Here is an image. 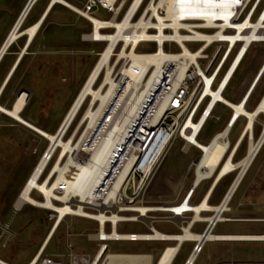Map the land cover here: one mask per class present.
<instances>
[{"label":"built area","instance_id":"built-area-1","mask_svg":"<svg viewBox=\"0 0 264 264\" xmlns=\"http://www.w3.org/2000/svg\"><path fill=\"white\" fill-rule=\"evenodd\" d=\"M76 1L77 4L74 5L77 8L71 6L69 8L89 23V31L82 34V39L103 43L100 50L91 49V52L97 56V62L109 44V39L91 37L94 27L92 17H96L93 13L99 9L109 12V17L106 19L96 17L101 22L99 27L101 33L115 31V26L108 22L111 20L123 21L129 13V23L122 30L127 35L115 40L111 55L107 59V63L113 66L110 74L119 84L117 92L120 93L127 82L123 81L120 76L123 69H130L133 74L139 73L141 69L139 65L132 63L131 58L120 55L122 50L127 53L130 50L137 53H153L160 56L162 60L158 65H148L147 69L143 71L141 83L145 84L150 80L149 90L147 89V93L142 98L141 108L120 130L116 126L121 122L123 114L118 110L116 99H109L104 103H99V100L96 99L91 104V95L85 96L61 137L64 138L85 102L87 104L82 114L91 104L93 112H96L92 125L88 124L89 118H87L77 126L81 114L76 126L66 139L72 135L71 140H75L74 144L83 139L86 150L78 151L79 155L75 156V160H88L96 136L100 132L101 135H104L109 131L113 141L109 143L105 153L103 173L97 177L95 184L83 201H80L79 194L67 201L52 197L55 204L61 207L68 205L69 209L60 215L57 209L43 208L46 210L43 218L51 221L49 231L42 247L25 264H172L183 242L187 240H192L193 245L182 264H193L195 258L202 251L204 242L209 238L204 237L200 240L187 236L178 237L184 235L185 228L190 230L192 224L197 220L193 219L189 222L188 219L191 216L187 212H191L193 216L194 211L186 208V204H192L190 198L195 186L201 180L213 179L223 157L209 176L202 177L195 182L196 169L204 155V150L200 145L191 141L190 136L198 140L209 119H221L217 113L218 106L228 108L229 116L221 130L215 132L205 143L209 144L226 130V154L240 134L239 132L233 143H230L228 135L232 126L240 117L244 119V125L246 116L242 113L235 115L234 108L221 97H224V93L232 83L236 84V92L241 93L242 88L239 86V82L249 67L264 56V0H194L195 6H190L189 2L192 0L187 2L174 0L171 8L164 6V0ZM56 3L61 4L60 2L53 4ZM175 32L180 37L175 35ZM251 33L254 34V37L250 36ZM133 36L136 37V40H133ZM142 42L153 43L154 49L138 51V46ZM186 43H199V45L196 47L187 46ZM212 46L213 49L209 52L208 50ZM251 49H256L259 57H251L246 63ZM244 62L246 64L243 66ZM105 69L106 66H103L98 73L93 82L94 87L98 88L103 81ZM96 84L97 86H95ZM106 86L108 87V83ZM233 99L230 101L238 102V95L235 94ZM252 99V96L246 99V103L243 104L246 109H252L256 104L251 106ZM260 114L263 115V113L258 115ZM90 131L93 132L92 136H89L90 133L88 134ZM252 133L254 137V130ZM245 136L248 138L249 134H244L243 138ZM175 141H180L182 151H187L190 147L197 150L198 156L196 159L190 158L187 168L188 171L192 167L194 168V177L187 189L184 190L190 171L178 184L176 183L174 190L172 189L174 191L173 198L158 199L157 195L151 192L154 187L153 173L160 163L162 155ZM240 144L231 159L234 160ZM47 148L48 146L42 154L47 157V162L38 177L39 181L49 175L61 151V147L56 145L51 153L47 154ZM57 150L59 151L56 158L50 168L48 167L50 170L46 174V166L53 159ZM69 155L68 151L61 164L67 160ZM231 172H227L222 177ZM56 174L53 175L54 178ZM54 192L57 195L62 194L60 189H55ZM38 193L41 195L40 192ZM143 212L150 217L148 222L141 217ZM67 216H79L95 222V230L84 233L86 240L96 244L92 256L86 252L73 250L69 242L66 245V252L50 253L46 251L47 243L65 222ZM216 220L218 219L208 220L201 233L202 236L206 231L212 232ZM128 222L138 223L146 231L119 232L117 230L118 225ZM155 222L170 223L178 231H160L154 227ZM5 227V224L1 227L0 246H4L2 236ZM67 228L68 224H66ZM111 240L152 241L165 242V244L160 247L158 255L154 259L152 252L112 251L108 245V241ZM165 255L166 258L163 259ZM122 256H126V259H121ZM0 264L13 263L0 258Z\"/></svg>","mask_w":264,"mask_h":264},{"label":"rangeland","instance_id":"rangeland-1","mask_svg":"<svg viewBox=\"0 0 264 264\" xmlns=\"http://www.w3.org/2000/svg\"><path fill=\"white\" fill-rule=\"evenodd\" d=\"M26 1L27 0H0V45L12 27V24L16 22L19 17ZM67 1L72 4H77L76 0ZM46 2L47 0H38L33 6L32 13L38 14ZM93 14L98 18L106 19L109 17V12L103 9H99ZM26 23L27 20L25 19L20 28H24ZM87 31H89V23L84 20V18L68 6L56 4L52 9L49 18L44 21L37 37L35 38V46H38L39 42H42L41 44L44 43L43 45L46 47H40L42 49L41 53L27 55L24 58L23 66L27 69L24 75L25 78L23 79V86L28 88L31 92V94L27 96L30 102L27 111L30 114L32 113L36 114L38 117H43L44 122H52V125L50 126L51 131L55 128L67 106L70 104L65 115L67 114L75 95L97 60V56L95 53L91 52V49L97 51L103 46V43L83 40L82 34ZM46 32L50 33L52 36L43 38L42 35L46 34ZM22 39L23 37L19 38L17 43L20 44ZM186 45L196 47L199 43H186ZM153 49V43L142 42L139 44L137 50L151 51ZM212 49L213 46L208 51L210 52ZM251 57H259L256 49H251L249 51L245 62L247 63ZM7 59L8 57L1 64L0 73L6 65ZM245 62L243 63V66L246 64ZM97 84L95 86H97ZM263 92L264 56L258 60V65L251 74L250 82L246 90H243L241 93L236 92V84L232 83L224 93V97L228 100H234L233 98L236 94L243 97V99L238 97L241 102H246V99H248L249 96H252L253 99L251 101V106L253 107ZM86 104L87 103L85 102V105L82 106L78 116L71 124L69 133L67 132L63 139H66L76 126ZM217 113L220 115L221 119H209L206 122L198 139L200 142L206 144L205 142L215 132L221 130L230 111L226 107L218 106ZM65 115L61 122L65 119ZM2 117L3 116H0V212H2L3 209H5V211L0 214V230L4 225V222H7V224H9L15 231L14 238L22 244L21 248L17 251V256L30 255L44 238L51 221L43 218V214L46 212L43 208L38 206L35 207L29 203H23L21 207H19V205V208H16L17 205L15 202H17L18 194L23 187V182L27 174L37 157L40 156L39 154H41V150H43V152L45 151L49 141L44 138L41 142L36 141L34 135L29 136V132H26V135L29 137L28 143L30 144L27 147L22 139L26 138V136H20L16 134L15 131L10 130L12 127L9 126L8 123H3L7 120ZM262 121V114L258 115L254 120L253 130L257 132V135L254 136L255 138L252 137L251 140H254L255 142L258 139ZM243 122L244 119L240 117L232 126L228 135L230 143H233L240 130L242 131L241 128ZM81 123H83V120L80 118L77 126L81 125ZM16 126L17 125H14V127ZM5 130L8 131L6 132ZM249 140V136L248 138L247 136L243 138L237 150L236 158H242L245 155ZM178 147L179 144L176 146L173 145L170 149L168 148L169 151L167 154L165 152L162 155L160 163L157 165L153 173L155 176L154 179L156 180L154 189L157 192H163V195L165 196L167 194V196H171L172 194L170 195V193L173 191L170 183H168V185L166 184L168 182L166 177L169 172L173 175L187 173V170L183 171V167L181 168L183 161H187L186 167L188 168L190 158L192 157L196 159L198 156V153L193 149L181 153ZM58 151L59 150L56 151L55 156L48 164L49 168L56 158ZM165 154L167 156L165 157V160L162 161ZM255 156L256 157L253 158L247 171L242 177V181L239 183L240 185L234 190V195L232 194V198L230 197L228 200L227 204L229 209L227 208L222 214V216L227 219L225 222L219 223L215 227L213 230L214 233L221 231H234L235 233L264 232V142L260 145ZM190 171L191 173L187 177V183L184 190L187 189L191 179L194 177V168L192 167ZM238 172L239 170L236 169L227 174L221 180V184L225 187L228 186L229 188L235 180V177L238 175ZM182 179L183 177L177 178L174 183L176 182L178 184ZM169 181H172V179ZM209 182L210 179L202 181L197 188L195 195L192 197L190 201L191 203L198 201ZM38 192L36 189H33L31 196L40 200L42 197ZM225 194L223 195V198ZM14 205H16V207H14ZM66 224H68L67 229ZM201 226L202 225H199V228ZM154 227L164 232L178 231V229L170 223L155 222ZM95 228L96 224L92 220L79 216H67L65 222L55 231L46 251L50 253L66 252V245L67 242H69L72 245L73 250L86 252L92 256L96 249V244L92 241L86 240L84 233L94 231ZM117 230L119 232L146 231L142 225L134 222L118 225ZM67 233H69V235H67ZM5 237L6 235L3 234L2 238ZM163 244H165V242L125 240L108 241L109 249L112 251H151L154 254V259L157 257L159 249ZM210 244L211 243H207L203 252L197 256L194 264H213V258L208 259L206 257V251L211 250L213 252L215 247L223 248V246L227 247V258L225 261H220L215 264H264V240H239L226 243L216 242L214 248H212ZM190 245L191 243L188 241L183 242L177 257L172 264H182ZM9 251V246H0V257L7 259L8 257L6 254ZM11 262H14L15 264L18 263L13 260H11Z\"/></svg>","mask_w":264,"mask_h":264},{"label":"bare ground","instance_id":"bare-ground-1","mask_svg":"<svg viewBox=\"0 0 264 264\" xmlns=\"http://www.w3.org/2000/svg\"><path fill=\"white\" fill-rule=\"evenodd\" d=\"M164 1H165L164 6L167 8L169 7L171 8V5L174 0H164ZM185 1L187 2L189 0H185ZM54 2H60L61 4L65 6H68V7L71 6L73 8H77V6L68 2L67 0H50L46 11L50 9V7L53 5ZM189 4H191L190 6H195L196 2L192 0L189 2ZM263 15H264V12H263ZM21 18L22 16L19 17V19L17 18L16 22L12 24V27L6 34L4 40L2 41L0 45V55L2 53H5L4 50L10 42L13 43L17 38L21 37L24 33H26V36L28 38L27 43H29L31 39L33 38V36L35 35L36 31L39 29V26L42 20V18H40L35 23L29 26H26L24 28H20L21 23L23 21L21 20ZM128 19H129V13L126 15L123 21H119V20L109 21L108 23L112 26H115L116 30L107 32V33H101L99 31L101 22L98 20V18L92 17V20L94 21V27L91 33V37L95 39H109V44L103 51V54L101 58L99 59V61L95 62L94 66L92 67L86 79L84 80L83 84L81 85L79 91L75 95L72 101V104L70 106V109L65 115V119L63 120L61 130L58 133H55V132L49 133L45 130H41L40 128L36 127L35 125L31 124L30 122L26 121L24 118L20 116L19 112L25 105L26 99L28 96V94L25 91H21L18 94L11 108H5L0 105L1 111L19 120L23 124L35 129L40 134H42L45 138H47L49 142H52L51 146L48 148L46 152L47 154L51 153L52 149L54 148L53 144H57L61 147L59 158L54 164L53 168L51 170L49 169L50 170L49 175L47 177L45 176L43 180L39 181L38 177L43 171V168L47 162V157L41 156L40 160L34 167L33 171L29 175L28 179L25 181L23 187L21 188V191L18 194V199L16 202L17 206H19L23 202H27L31 205L42 207V208L57 209L59 211V214L61 215L62 213H64L65 210H68L69 207L68 205L61 207L55 204L52 201V197H56L60 200L67 201L69 198H73V196L79 194L80 201H83L84 197L88 194L93 184H95L97 177L103 173L105 153L108 149L109 143L113 141V139L110 138L109 131L105 133L104 135H101V132H100L96 136V139L93 143L94 147H92L93 150L91 151L90 158L88 160H82V161H76L75 156H78L79 152L86 150V146L83 143V139L79 140L78 142L74 144L75 140L73 141L71 140L72 135L68 139H63L61 137V134H62L61 131L62 130L64 131V129L70 123L76 111L78 110L82 102L84 101L86 95H91L92 97L91 102H90L91 104L96 99L99 100V103L107 102L109 99H116L115 102L117 104L118 110L119 112L123 114V118L121 119V122L118 123L116 126L118 130L124 127L125 123L129 119H131V117L136 112H138L137 111L138 109L141 108L140 104H141L142 98L144 94L147 93V91L149 90L148 88L150 87V83H149L150 80L146 82L145 84L141 83L143 71H145L148 65L150 64L158 65V63L162 60V58L153 53H137L133 50H130L129 53H127L126 51L122 50L120 55H124L126 57L131 58L132 63L139 65L141 69L139 73H135V74H133L130 71V69H127V68L123 69L122 74L120 76L123 79V81L126 80L127 82L125 83V86L121 90L120 93L119 91L118 92L116 91L118 89L117 86L119 84H118V81L115 80L110 74L113 66L107 63V59L109 55H111V49H112V46L115 40L118 37L124 38V36L127 35V34H124L122 30L126 27V24L129 23ZM142 33H143V30H142ZM175 35H178V37H180V35L177 34V32H175ZM250 36L254 37V34L251 33ZM206 37H209V36H206ZM133 40H136L135 36H133ZM257 65H258V60L249 67L244 77L239 82V86L242 88L241 92H243V90H246V88L248 87L251 74L253 70L255 69V67H257ZM103 66H106L103 82L98 86V88H95L93 87V82L98 76V73L103 68ZM107 83H108V87L106 86ZM238 97L243 99V97H241L240 95H238ZM221 99H223L228 105L234 108L235 115L239 113L244 114L246 116V121L235 143L233 144V146L229 149V151L226 154H225L226 140H227L225 138L226 130L222 132L219 136H217L214 140H212L209 144L207 143L204 144L194 139L192 136H190L191 141L200 145V147L204 150V155L200 159V162L196 169L195 182H197L202 177L209 176L213 172L215 166L218 164V162L221 160L222 157H223V161L221 162L220 166L218 167L216 171V174L214 177L215 179L214 184L220 177H222L229 171H233L237 169L239 170V172H238V175L235 177V180L233 181L232 185L228 188L226 192L227 195L222 200V202L219 203V205L214 206V205L209 204L207 202V197H204L199 203L195 205L186 204V208L192 209L194 211V215L189 217L188 219L189 222H191L193 219H203V217L199 215V211L202 209H208V210L214 211L211 216L207 217L208 220L213 221L215 219H218V220L227 219L226 217L222 216L221 212H223L224 210H227L228 200L230 199L234 190L237 188L240 181L242 180V177L247 171L251 161L255 157V154L257 150L259 149L260 145L264 142V93L257 100L252 110L246 109L245 106L243 105L246 102H241L240 99L238 102H232L226 99L225 97H221ZM90 105L88 106V108H86L85 112L83 113L81 117V120L89 118L88 124L92 125V123L95 120L96 112H93V107H91ZM259 113H263V121L261 124V130L259 132L258 139L255 142L254 140H251L253 137L252 130H253L254 120L257 118ZM91 133L93 134V132L91 131L88 132L89 136L90 135L92 136ZM244 134H249V139H250L248 142V146H247V152L242 158L234 161L233 159H231V157L234 151L236 150L237 146L241 143ZM68 151L70 152V155L67 157V160L63 164H61L62 159L66 157ZM55 174H56V177L54 178L53 175ZM33 189H36L37 191L41 193L42 199L38 200L31 196V192ZM55 189H60L62 194L57 195L54 192ZM141 210H143V208H141ZM141 217L147 222L150 220V217L144 214V212L141 214ZM181 236L197 238L200 240L203 239L204 237L221 238V239L264 240V232L263 233H228V234L222 233L221 234V233H211V232L206 231L204 236H202L201 234L199 235L197 233L190 231L188 228H185L184 235H179L178 237L181 238ZM111 257L112 256H110V258ZM165 258H166V255L163 259ZM121 259L125 260L126 256H122Z\"/></svg>","mask_w":264,"mask_h":264},{"label":"crops","instance_id":"crops-1","mask_svg":"<svg viewBox=\"0 0 264 264\" xmlns=\"http://www.w3.org/2000/svg\"><path fill=\"white\" fill-rule=\"evenodd\" d=\"M37 1L38 0H35L33 2V4L31 5L30 9L27 12V14L25 15L26 18L24 17V19L27 20L26 26H29V25L35 23L40 18H42L41 22L43 20L45 21L47 18H49L52 9L57 4V3L54 4V6H52V9L50 11H49V9L46 11V9L48 7V4L50 2V0H47L46 4L41 9V11L38 14H33L32 13V9H33V6L36 4ZM40 28H41V26H39V29L36 31L35 35L33 36V38L31 39V41L29 43H27L28 38L26 36V33H24L21 37H19V38H22L23 37L22 42L20 44L17 43V40L19 39V38H17L13 43H11L6 48L5 53H3L2 56H1V58H0V66H1V64L3 63V61L8 57L7 62H6V65L4 66V68L2 69V71L0 73V105L2 107L11 108L12 105L14 104V101H15L16 97L18 96V94L21 91L27 92L28 95L31 94L30 90L28 88H26V87L23 86V84H24L23 79L25 78L24 75H25L26 69H27L23 65H24V58L27 55H31V54L36 55L37 53H41L42 52V49L40 47H42V46L46 47L45 45H43L44 43L41 44L42 42H39L38 46H35V38L37 37V34H38ZM50 36H52V35L50 33H48V32H46V34L42 35L43 38H46V37L48 38ZM22 52H23V54H22ZM29 103H30L29 102V99L27 98L25 105L23 106V108L19 112L20 116L22 118H24L26 121H28L31 124L35 125L36 127L40 128L41 130H45V131H47L49 133H54V132L57 131V129H58L60 123H62L61 121H62V119H63V117H64V115H65V113H66V111H67V109L69 108V105H70L69 104L67 106V108H66L65 112L63 113L61 119L59 120V122L57 123V125L55 126V128L51 131L50 130V126L52 125V122H44L43 121V119H44L43 117H41V116L38 117V116H36V114H32V113L30 114V113H28L27 107H28V104ZM0 116H3L2 118L7 120L6 122H3V123H8V125L13 128V129L11 128L10 130L15 131L16 134H18L20 136H26V138H22V137L21 138L23 139V143L25 142L24 144H26L27 147L30 144L28 143L29 137L26 135V132H29L28 133L29 136L34 135V139L36 141H40L41 142L43 140V138L47 140V138H45L42 134H40L35 129H33V128H31V127L23 124L19 120L15 119V118H13L11 116H9L8 114L4 113L1 110H0ZM14 125H17L18 127L17 126L14 127ZM5 131L7 132L8 130H5ZM69 131H70V128L68 129L67 132L69 133ZM71 132H70V134H71ZM22 134H24V135H22ZM32 139H33V137H32ZM177 144H179V147L178 148H179V151L181 153H185V152H187V151H189L191 149H193V150H195L197 152V150L195 148H193V147H190L187 151H182V149L180 148V146H181L180 141H175V143L173 145L176 146ZM173 145H171L169 147V149L172 148ZM169 149L166 151V154L169 151ZM40 153L42 154L43 153V150H41ZM41 154H39L40 156L37 157L36 161L34 162L32 168L30 169V171L27 174V176H26V178H25V180H24L23 183H25V181L28 179V177H29V175H30L33 167H35L36 163L40 160L39 158H41V156H42ZM166 154L164 155L162 161L165 160V157L167 156ZM186 163H187V161H183V163H182L181 168L183 167V171H186L187 170ZM48 170H49V168H48V165H47L46 166V169H45L46 174L48 173ZM187 172H188V170H187ZM186 174L187 173L185 172V174H182V175H173V174H171L169 172L168 176L166 177V180H168V182L166 184L168 185V183H170L171 188L174 190V187L176 185V182L174 183V181L177 178L184 177ZM224 177H222L221 179H218L215 184H214V182H215L214 180L215 179H212V180L210 179V182L207 185V187L205 188V190H204L203 194L201 195V197L198 199V201L192 203V205H195V204L199 203L204 197H207V202L209 204L214 205V206L215 205H219V202L223 198V195L225 194V192H227L226 190L228 188V186L225 187V186H223L221 184V180ZM154 178H155V176H154ZM169 178L172 179V181H169L170 180ZM155 181L156 180L154 179V187L151 189L152 194L157 195V198L158 199H171V198H173L174 191H172L170 193V195L172 194L171 196H167L168 194L165 196V195H163V192H160V191L157 192L154 189L155 188V183H156ZM202 181L203 180H201L195 186L194 191H193V194H192V196L190 198V201H191L192 197L195 195L196 190L199 187V185L202 183ZM164 183H165V181H164ZM23 203H27V202H23ZM23 203H21L19 207H21L23 205ZM15 204H16V202H15ZM14 207H16V205H14ZM19 207L17 206L16 208H19ZM35 207H37V206H35ZM4 211H5V209H3L2 212H0V214H2ZM213 212L214 211L208 210V209H202V210H200L199 211V215L202 216L203 219H197V220H195V222L192 224L190 230L192 232L197 233V234L200 235L203 232V230L205 229V227H206V225L208 223L207 217L211 216L213 214ZM223 212H221V214H223ZM187 214L190 215V216H192V213L191 212H187ZM222 222H225V220H216L215 225L213 226V229H212V233H214L213 230L215 229V227L219 223H222ZM4 224L6 226L5 229H4V234L6 235V237L5 238H2V240L4 242V246H2V247H8L9 246L10 247V251L7 252V254H6V256L8 257L7 259L2 258V257H0V258L3 259V260H5V261H7V262L13 263V264H15V263L14 262H11V260L17 261L18 263H16V264H25V263H27L37 253V251L42 247L43 242H44V240H45V238H46V236L48 234V231H49V228H48V230H47L44 238L41 240V242L38 245V247L30 255H18L17 256V251L21 248L22 244H21V242H19L17 239L14 238V236H15L14 229L9 224H7V222H4ZM199 225H202V226L199 228ZM198 229H200V230H198ZM216 233H221V234L222 233H224V234L227 233L228 234V233H235V232L234 231H221V232H216ZM208 238L209 239H207L204 242V245L202 247V251L198 254V256L203 252V250L206 247L207 243H211L210 245L212 246V248H214L216 246L215 245L216 242H221V243L225 242L226 243V242H233V241H239V240H248V239H221V238H210V237H208ZM51 239H52V237H51ZM50 240H49V242H50ZM187 241L191 243V245L189 247V250H190L191 246L193 245V241L192 240H187ZM49 242L47 243L46 248H47ZM226 249H227V247H224V246H223V248H216L215 247V250L213 252L211 250L210 251H206V257L208 259L213 258V260H214L213 264H215L217 262H220V261H225L226 258H227ZM189 250H188V252H189ZM196 258H195V260H196ZM195 260H194V262H195ZM194 262H193V264H194Z\"/></svg>","mask_w":264,"mask_h":264},{"label":"water","instance_id":"water-1","mask_svg":"<svg viewBox=\"0 0 264 264\" xmlns=\"http://www.w3.org/2000/svg\"><path fill=\"white\" fill-rule=\"evenodd\" d=\"M35 0H27L26 1V3H25V5H24V7H23V9H22V11H21V13H20V15H19V17H21L22 16V18H21V20H23L24 19V17H25V15L27 14V12H28V10L30 9V7H31V5L33 4V2H34ZM19 17H18V19H19ZM11 43V42H10ZM9 43V44H10ZM9 44L6 46V48L9 46ZM6 48H5V50H6ZM5 50H4V52H5ZM3 54V53H2ZM2 54L0 55V58H1V56H2ZM27 93V92H26ZM61 126H62V124H61ZM61 126L59 127V129L57 130V132L56 133H58L60 130H61ZM63 132V130L61 131V133ZM51 144H52V142H48V148L51 146ZM57 144H53V147H55ZM48 148H47V150H48ZM190 173V171H188L187 172V174H189ZM227 195V193L225 194V196ZM225 196H224V198H225ZM223 198V199H224ZM222 199V200H223ZM222 202V201H221ZM220 202V203H221ZM212 221V220H211Z\"/></svg>","mask_w":264,"mask_h":264},{"label":"trees","instance_id":"trees-1","mask_svg":"<svg viewBox=\"0 0 264 264\" xmlns=\"http://www.w3.org/2000/svg\"><path fill=\"white\" fill-rule=\"evenodd\" d=\"M52 6H54V4L52 5ZM52 6L50 7V9H49V11L52 9ZM26 18V17H25ZM24 21H25V19L23 20V22L21 23V26H22V24L24 23ZM43 23H44V20L41 22V25L40 26H42L43 25ZM67 29H69V28H67ZM33 41V40H32ZM31 44V43H30ZM256 133V134H255ZM257 135V132H255L254 131V136H256ZM242 157V156H241ZM256 157V156H255ZM240 157H238V158H236V156H235V158H234V160H237V159H239ZM242 181V180H241ZM241 183V182H240ZM240 185V184H239ZM237 189V188H236ZM235 193V192H234ZM234 193H233V195H234ZM232 195V196H233ZM232 198V197H231Z\"/></svg>","mask_w":264,"mask_h":264}]
</instances>
